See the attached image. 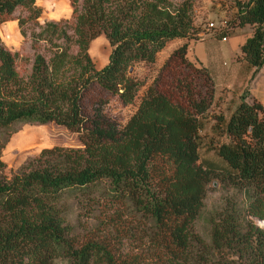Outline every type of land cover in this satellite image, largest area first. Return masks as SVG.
<instances>
[{"label": "trees", "instance_id": "obj_1", "mask_svg": "<svg viewBox=\"0 0 264 264\" xmlns=\"http://www.w3.org/2000/svg\"><path fill=\"white\" fill-rule=\"evenodd\" d=\"M56 1L57 10L69 5V16L40 24L37 0H0V22L20 8L26 13L18 25L39 27L30 32L28 69L0 39V133L12 122L54 121L81 143L42 147L9 175L0 157V264H53L57 257L68 264H264V223L254 221L264 219V105L240 94L225 119L215 115L211 127L229 140L213 149L227 167L199 159V131L216 94L210 71L188 52L198 30L192 0ZM228 21L249 24L241 56L264 67V0L236 2ZM99 33L111 48L96 68L87 47ZM173 37L185 40L168 51L119 123L110 103L131 102L142 84L128 67L153 61ZM39 39L47 43L41 51ZM36 138L24 131L14 137ZM5 140L0 134V155ZM212 176L237 187L241 200H223L206 242L190 226ZM72 196L103 213L94 227L79 231L68 222ZM129 236L140 246L133 249Z\"/></svg>", "mask_w": 264, "mask_h": 264}, {"label": "rangeland", "instance_id": "obj_2", "mask_svg": "<svg viewBox=\"0 0 264 264\" xmlns=\"http://www.w3.org/2000/svg\"><path fill=\"white\" fill-rule=\"evenodd\" d=\"M238 1L243 0H192L191 17L194 26L197 27L198 30L195 35L196 37H191L187 40H195L203 35V39L195 43L196 46H199L202 43L206 44L204 51L212 53L213 56L218 59V62H220L222 67L226 69L232 68L233 66L236 67L237 78L234 80L232 77L230 80L232 87L238 85L239 80L246 81L247 83L242 86L240 91V94L244 97V99L247 101H251L252 99L260 101L258 99L260 98L264 101V67L253 72V75L247 79L248 76L246 75L249 65L243 58L238 60L233 58L232 51L228 48V44L232 40L230 35L237 34L238 38L244 39L251 30L249 24H244V28H240V26L234 24V21H230L236 8V2ZM56 2V0H39V3L37 2L40 6L39 14L37 16V20L40 24H42L45 20H57L62 17L69 16V5H66V8L63 10H60L61 8L57 10ZM25 13V10L16 8L11 13V18L0 22V39L4 46L10 50H17L19 54H21L20 58L23 62H25V68L28 69L29 62L33 56V48L31 46L32 36L30 32H36L39 27L29 21H27L24 25L19 26L17 18ZM221 18L229 20L228 23L231 22L228 24V28L226 30L227 33H224L223 31L220 32L218 30L217 26ZM210 20L215 24V27H211L207 24ZM67 31L69 32L70 29ZM221 34H225L226 39H222L220 37ZM182 40H185V38ZM94 42H98L99 44H93ZM36 44H40L37 50L41 51L42 45L47 43H45L42 39H39ZM95 45H99V52L95 51ZM175 45L177 44H167V47L156 53L154 60L151 62L135 61L128 67L127 71L135 77L141 79L142 84L137 89L136 95L131 102L126 104L110 103L108 112H110L119 123L124 122L128 115L135 109L139 95L143 92L146 85L152 80L159 64L167 55L165 50L167 48H169L167 50H170ZM70 48L71 50H74L73 46ZM110 48L111 46L103 33H99L90 39L87 51L96 68L102 66L107 61V55ZM200 49L201 48L198 50ZM237 57L239 58V56ZM254 91L256 92L258 98L254 95ZM240 94L238 95V99L240 98ZM231 109L232 103L230 98L227 97L225 99L224 93L223 95L222 93H219L213 98L211 105L205 111L204 124L202 129L199 131L200 144L198 147L199 159L202 160L204 164L208 163L219 168L222 167V162V165L227 167L226 162L215 153L213 145L221 141H228L229 139L219 128H212L211 124L217 113H222V116L225 119ZM7 130H9L7 134L4 132L0 133L1 136H6V140L1 148L0 157L5 162L4 171L7 175L17 169L26 167L27 163L31 161L33 156L36 155L42 147L52 145L75 147L81 145L75 131H72L64 125L54 121H48L45 123L12 122L9 124ZM20 131L34 133L37 138L34 141H28L25 143L17 142L14 137ZM95 193L97 194V191H95ZM75 198L80 199V196H72L67 199V203L69 204V213L67 215L68 222L74 226L75 230L79 231L94 227L101 220L102 216H104L103 213L98 209V206L93 205L92 200L82 198L81 196L82 199H85L82 200V203L81 200L77 202ZM226 198L240 201L241 191L237 187L229 183H225L219 178V176H212L207 182L202 204L190 226L191 231L201 236L206 242L209 240V230L211 225L210 217L214 215V211L219 208L223 200ZM262 220L264 221V219ZM254 221L258 225H263L264 223L261 221V218H254ZM127 241L131 246L138 243L137 239H134L132 236H129ZM138 246L140 245L133 246V249ZM53 264L68 263L65 258L57 257L54 259Z\"/></svg>", "mask_w": 264, "mask_h": 264}, {"label": "crops", "instance_id": "obj_3", "mask_svg": "<svg viewBox=\"0 0 264 264\" xmlns=\"http://www.w3.org/2000/svg\"><path fill=\"white\" fill-rule=\"evenodd\" d=\"M240 28H244V26L242 25V26H240ZM183 38L184 37H173L171 39H168L164 43V45L162 46L161 49L163 50V48L167 47L166 46L167 44H172V45L173 44H178L181 41H183L182 40ZM230 38L232 40H231V42H229L228 48H229V50L232 51L233 58H235L236 60H238L240 58H243L241 56V53H240V50H239V47H238L239 43L241 41H243V39L242 38H238V35L237 34L230 35ZM202 39H203V35L200 36V37H198L195 40L188 41V52L190 53V56L196 58L198 61H200V63H202L203 65H205L208 68V70L210 71V73L212 75V78H214L213 79V82H214V88H215V94H216V96L219 93H222V95L224 93V98L225 99L227 97L230 98L231 103H232V107H233L239 101L238 95L240 94V91H241L242 86H244L247 82L246 81L239 80L238 85H236L235 87H232V84L230 83V80H231L232 77L234 78V80H236V78H237L236 67L233 66L232 68H228V69L222 67L221 64H220V62H218V59L215 58L212 53H208L207 51L206 52L204 51V49L206 47V44H203L202 43L199 46H196L195 43L199 42ZM224 39H226V37ZM197 47H198V49L199 48H201V49L198 50ZM167 49H169V48H167ZM167 49L165 50V53L166 54L169 51ZM237 56H239V58ZM260 68H262V66L261 67H258L256 69H254V67H252V66H249V68L247 70V75H246V76H248L247 79H249L251 77V75H253V72H255L256 70H258ZM224 78H226L228 80H226ZM233 93H234V95H233ZM254 93H255L254 95L257 97L255 91H254ZM258 99L264 105V101L261 100L260 98H258Z\"/></svg>", "mask_w": 264, "mask_h": 264}, {"label": "built area", "instance_id": "obj_4", "mask_svg": "<svg viewBox=\"0 0 264 264\" xmlns=\"http://www.w3.org/2000/svg\"><path fill=\"white\" fill-rule=\"evenodd\" d=\"M209 26H211V27H215V24L210 20L208 23H207ZM218 30L220 31V30H222V29H224V28H226V27H228V25H227V20L225 19V18H221L220 20H219V22H218ZM221 38H225V36H222ZM261 221H263L262 219H261ZM264 222V221H263Z\"/></svg>", "mask_w": 264, "mask_h": 264}, {"label": "clouds", "instance_id": "obj_5", "mask_svg": "<svg viewBox=\"0 0 264 264\" xmlns=\"http://www.w3.org/2000/svg\"><path fill=\"white\" fill-rule=\"evenodd\" d=\"M37 2L39 3V0H37Z\"/></svg>", "mask_w": 264, "mask_h": 264}]
</instances>
